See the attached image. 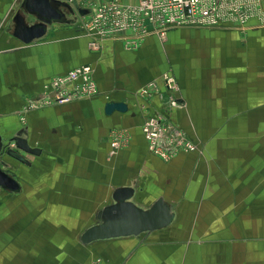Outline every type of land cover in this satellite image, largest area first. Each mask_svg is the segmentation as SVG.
<instances>
[{
    "label": "crops",
    "instance_id": "1",
    "mask_svg": "<svg viewBox=\"0 0 264 264\" xmlns=\"http://www.w3.org/2000/svg\"><path fill=\"white\" fill-rule=\"evenodd\" d=\"M76 1L89 13L68 14L71 23L23 44L11 35L16 0H0V131L24 134L41 150L18 152L22 161L5 157L19 191L0 189V264H264V28L256 20L245 27L178 28L128 50L117 40L92 44L78 29L105 0ZM81 66L93 70L98 94L41 106L47 83ZM164 73L176 79L181 105L165 115L198 145L168 162L148 152L140 130L144 118L163 112L154 90L148 97L140 91L150 83L162 91ZM107 101L128 110L106 115ZM118 130L130 141L112 151ZM122 186H136L134 198L206 200L211 213L233 222L213 219L201 228L212 239L195 246L209 252L188 256L187 243L160 238L175 225L170 204L172 224L139 237L82 245L86 226L77 251L69 240L72 251L64 253L46 236L59 223L73 232V217L87 221L90 209L96 214Z\"/></svg>",
    "mask_w": 264,
    "mask_h": 264
},
{
    "label": "built area",
    "instance_id": "2",
    "mask_svg": "<svg viewBox=\"0 0 264 264\" xmlns=\"http://www.w3.org/2000/svg\"><path fill=\"white\" fill-rule=\"evenodd\" d=\"M251 20H256L258 26L264 28L260 0H139L133 5L122 4L120 0H105L93 9L88 19L79 22L78 29L94 41L92 44L117 40L126 49L134 50L147 37L164 39L170 30L245 27ZM92 71L90 66H81L53 77L42 98L52 105L95 97L98 88ZM160 83L162 91L155 83L140 91L141 96L148 97L154 90L163 111L144 118L140 130L148 152L163 161H170L179 153L193 151L194 146L185 132L165 115L181 106L176 79L170 73H164L160 76ZM129 141L128 132L114 131L110 148L118 151Z\"/></svg>",
    "mask_w": 264,
    "mask_h": 264
},
{
    "label": "water",
    "instance_id": "3",
    "mask_svg": "<svg viewBox=\"0 0 264 264\" xmlns=\"http://www.w3.org/2000/svg\"><path fill=\"white\" fill-rule=\"evenodd\" d=\"M17 6V9H16ZM15 13L11 16V35L23 44H30L45 36L49 27L55 24H69L75 11L80 16L89 13L80 9L76 0H16ZM128 106L123 102L107 101L103 105L106 115L113 112L125 113ZM22 152L39 155L41 150L31 147L24 134H8L0 131V189L13 193L19 191V184L7 172L5 157L23 160ZM136 186L116 187L111 193V202L96 213L97 223L87 227L79 236L82 245L111 239L139 237L169 227L175 213L169 203L158 197L143 208L134 201Z\"/></svg>",
    "mask_w": 264,
    "mask_h": 264
},
{
    "label": "rangeland",
    "instance_id": "4",
    "mask_svg": "<svg viewBox=\"0 0 264 264\" xmlns=\"http://www.w3.org/2000/svg\"><path fill=\"white\" fill-rule=\"evenodd\" d=\"M260 5H261L262 13H263V18H264V9H263L262 0H260ZM218 29H225V28H218ZM49 83H47V85ZM44 100L45 98H42V101L40 100L41 106H49L50 104H47ZM186 136L192 142V145L194 146V150L190 152H182V153L196 152L198 149L197 143H195L190 137H188L187 134ZM125 147L126 146L122 147V149ZM165 162H168V161H165ZM153 198L154 197H152L149 194L147 196L144 194L143 195L138 194L134 198V201L141 207L147 208L154 201ZM168 200L170 202L169 204L173 206V208L175 209V212L177 213V218L175 221V225L172 228L168 229V231L164 232L165 233L164 236L160 238L164 240H168V241H179L180 243H183V242L187 243L186 244L187 245L186 246L187 256L192 255L194 252H199L200 250L205 252V254L209 252L208 248H202V249H200L199 247L196 248L195 243L199 241H209L212 239V236L210 235L211 232L201 230V228L207 227L213 219H218L219 223L221 222L225 223L226 221L229 222V220L230 222H233L231 220V217H228L227 220H224L223 217H219V216H216L214 213H211L212 208L210 207L209 202H207L206 200L205 201H200V200L199 201H194V200L183 201V200L178 199L177 197L176 198L171 197ZM90 211H91V214H90L89 219L87 218L88 219L87 221L85 220V217L84 219L82 218L78 219L77 217H73L74 223H75L73 232L63 231L61 228L64 226H61L63 224L59 223L58 231L52 232L51 234L46 233V236L52 239L55 238V240H57V244L60 245L58 248L59 251H62L64 253L65 251H72L71 248L66 247L65 242L69 240H73L74 241L73 251L76 252L78 249L77 240H78L79 234L81 233V230H83L86 226L88 227L98 222L95 216L96 214H93V209H90ZM65 218L69 219V217H65ZM242 219L243 217L237 216V218L235 217L234 223L237 225H241ZM234 234H236L237 236L241 238V232H237ZM146 239L147 237L144 238V240ZM89 256L86 258L88 259L87 261H89ZM90 257L93 258V262L98 261L97 255L91 254Z\"/></svg>",
    "mask_w": 264,
    "mask_h": 264
}]
</instances>
